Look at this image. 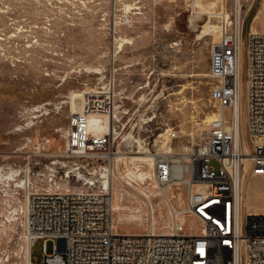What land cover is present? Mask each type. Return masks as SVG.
Listing matches in <instances>:
<instances>
[{
	"label": "built area",
	"instance_id": "2783aa9c",
	"mask_svg": "<svg viewBox=\"0 0 264 264\" xmlns=\"http://www.w3.org/2000/svg\"><path fill=\"white\" fill-rule=\"evenodd\" d=\"M223 1L225 8L215 12L220 37L212 44L209 59L208 101L218 111L216 116L196 141H187L185 149H176L185 134L175 127L157 134L164 133L167 151L153 148L151 135L140 133L153 118L142 120L133 131L153 153L146 178L160 188L183 192L185 203L174 210L172 234H133L114 228L116 163L142 149L136 138L128 144L125 140L128 129L133 130L130 109L124 104L129 86L120 89L116 79L118 31L111 20L106 24L107 57L113 63L98 72L104 78L91 90H83L82 109L69 116L63 147L52 153L50 137L44 135L37 142L30 135L20 148L11 150L15 152L6 153L7 158L0 152V227L12 224L30 242V251L33 242L42 239L45 264H264V212L243 214L241 205L244 174L264 175V31L248 32L244 97L246 109H251L247 128L252 146L247 154L236 108L240 38L254 2ZM227 106L231 113L224 112ZM91 114L108 116L105 131L91 128ZM26 126L27 121L15 130ZM181 216L196 219L199 228L187 231L188 221ZM48 242L54 244L52 252L47 251Z\"/></svg>",
	"mask_w": 264,
	"mask_h": 264
},
{
	"label": "rangeland",
	"instance_id": "374dc122",
	"mask_svg": "<svg viewBox=\"0 0 264 264\" xmlns=\"http://www.w3.org/2000/svg\"><path fill=\"white\" fill-rule=\"evenodd\" d=\"M39 1L47 3V0ZM6 2L11 7L0 10V152H5L4 158H7L6 153L14 152L11 150L21 146L25 136L30 135L37 142L44 135L50 137L55 141L51 146L52 152L57 151L58 146L62 148L64 145L61 133L71 114L70 104L61 101L69 100L72 91L92 89L100 78H104V73L98 72L105 71L113 63L107 57L109 35L106 26L111 20L109 5L112 1L86 0L82 6L68 3L69 8L64 12L59 8H54V11L47 9L45 5L38 7L34 0ZM139 2L140 13L126 12L128 20L124 21L123 4L115 0L118 14L116 36L133 37L132 43L124 44L120 52L114 44L115 65L119 71L116 79L120 89L129 86L124 104L130 109V126L153 118L140 129V133L142 136L151 135L154 143L153 139L166 128L180 129L185 136L176 142L178 149L193 136L196 139L207 124L201 120L209 112H215L208 101L210 50L215 38L211 35L200 38L198 33L202 27L191 28V0ZM262 10L263 1L255 0L245 20L246 32L242 43V129L250 151L252 140L247 128L244 97L248 31L253 14L258 15L252 23L254 27L264 28ZM204 23V20L198 21V25ZM37 106H43L42 110H49V113L42 115V111H35ZM25 121L28 126L16 131L15 127L24 125ZM159 145L155 143L153 148L157 149ZM252 177L245 174L243 214L264 212V177ZM115 186L119 190V184L115 182ZM122 192L121 200L133 199L126 190ZM151 200L155 211L154 230L162 232L170 223L169 206L162 195L152 196ZM114 217L117 229L126 233H143L149 226L148 210L142 223L119 219L118 213ZM165 218L169 219L167 227ZM198 228L196 220L188 221L187 231ZM7 240L4 237L0 244V264H26L24 237L10 243ZM46 247L48 252H52L53 242H48ZM6 251L11 253L8 261L4 260ZM31 258V264H45L42 239L33 242Z\"/></svg>",
	"mask_w": 264,
	"mask_h": 264
},
{
	"label": "bare ground",
	"instance_id": "6f19581e",
	"mask_svg": "<svg viewBox=\"0 0 264 264\" xmlns=\"http://www.w3.org/2000/svg\"><path fill=\"white\" fill-rule=\"evenodd\" d=\"M111 1H112V4L109 5V11H110V15H111V24H112L111 27L112 28L114 27L117 30L118 29L117 28V26H118L117 25L118 14L116 13V10H117L116 4H115V0H111ZM120 1L123 4L122 5L123 8H121V9H124V11H125V13L123 12L124 14H122L124 21L128 20V15L126 12H132L134 14L140 13V11L138 10L141 8L140 5H138L139 0H135V1H131V2H129L128 0H120ZM167 1H173V0H167ZM191 1H192V5H193V11L189 15V22H190L191 28L193 27L196 29L197 27H202L201 31L198 33V36L200 38H203L204 36L211 35L215 38V40H213L212 44L217 42L219 40V37H220V32H219L215 12L217 11L218 8H222V7L225 8V2L223 0H191ZM262 1L264 4V0H262ZM34 2H37L38 7L40 5H45V7L47 9L54 11V8H59L60 12H64V11H66L67 8H69V6H67L68 3L71 4V6H78V5L82 6L83 4H85L86 0H47L46 4L43 2H40L39 0H34ZM253 2H255V0H253ZM9 7H11V5L9 3H7L6 0H0V10H2V8H9ZM135 9H137L138 11H133ZM260 10L261 9H259L258 11H260ZM262 11H264V10H262ZM114 14L116 15L115 19H114ZM248 14H249V12L246 14V17ZM205 16H207V18L204 19ZM257 16H258L257 14L252 15V17L250 19L251 25H250L249 31H253V32L264 31V28L263 29H257L252 24L254 19ZM246 17L244 19L243 31H242L241 38H240V55H239L240 90H239V99H238L236 110H237L238 118L240 119V123H241L242 143L244 144V149H245L246 153L249 154V152H251V151L248 149V147L244 141V135H243V129H242V114H243L242 113L243 112L242 111L243 110V108H242V98H243L242 97V75H243L242 43H243V37L245 36V32H246V26H245L246 25V21H245ZM200 20H204L205 23L203 25H198V21H200ZM132 38H127L126 36L124 37L122 35L116 36L115 45H116V48L119 49V52L123 49L124 44L132 43ZM210 52H211V50H210ZM208 75H209V72H208ZM88 89H90V88H88ZM82 92L83 91H72V92H70V94L68 96L69 100L61 101L63 103L68 102L70 104L71 114L81 111V109H82ZM42 108H43V106L34 107L35 111H42V115L49 113V110L48 111L42 110ZM223 110H224V112H227V113L230 112L231 113V107H229V106L223 108ZM217 112L218 111L215 109V112L214 111L209 112L203 118V120H201L204 123L207 122L206 127L209 124V122L216 116ZM247 117H251V109H247ZM107 119H108L107 115L91 114V116H90L91 128L96 133H101V132L105 131V129H106L105 121ZM32 125H34V124H32ZM66 129H67V126H66L65 130L61 133L63 140H64L63 135H64ZM134 130H135V126H133V130L131 129L129 131V133L126 134V136H125L126 144H128L130 142V140L136 138L139 142V147L142 150L139 151L140 154H126L125 155L126 158L124 160L119 159L116 163L119 174L115 177L114 183L116 182L119 184V190L116 189L117 185L116 186L114 185V200H113L114 214L118 213L119 219L137 221V222L142 223L144 221L143 216L145 215L146 210H148L149 215H150V220H149V226L145 232H150V233H155V234H172L174 231V224L176 222L174 210L178 207H183L184 203H185V200H183V192H179L177 194L175 192L174 188H165V189L160 188L158 186V184L156 183V181L146 178L145 175H147L150 172V170L153 166V162H154L153 153H150L145 146H142V144H143L142 140L139 139L137 137V135H135V133H133ZM202 131L200 132V134L197 137H199L202 134ZM192 134H194V133H192ZM162 136H164V133H160L159 135H157L155 141H156V143H160V145L158 146V149H160V150L165 149L167 151L169 149V147L166 146V144L164 143ZM192 138H193L192 141L197 140V138L194 139V136ZM50 142H51V146H52L53 142L55 143L54 140H52V141L50 140ZM182 146L183 147L181 149H185L186 145H182ZM57 149L60 150L61 146H58ZM59 150L53 151L52 153H56ZM125 153H127V152H125ZM249 163H250V160L247 157L245 168H244L245 173L249 169ZM252 176L254 178L264 177V175H262V176L252 175ZM246 184H248V182ZM123 186L128 187L131 190L125 189V188H123ZM245 187L246 186H245V176H244L243 180H242V196H241L242 209H243V195H244L243 191H244ZM196 188H199V186H196ZM121 190L122 191L126 190L127 193L133 199L132 200H121L122 196H123V192ZM116 193H117V199H116ZM156 195H162L165 198V200L169 206L170 223L168 222L169 219L165 218L166 227H167L168 223H169V225L162 232L161 231L160 232L155 231L154 225H153V223H154L153 218H154L155 211H154V203L151 200V197L156 196ZM175 196H177V197L175 198ZM176 199H177V202H175ZM114 214H113L114 228L116 231H119L117 229L116 224H115L116 219L114 217ZM161 215H163V212H161ZM180 218L183 222L186 223L188 216H181ZM190 219L196 220L192 217H190ZM133 234H141V233H133ZM4 237H7V239H8L7 243H10L14 239H17V238L19 239L20 237H24V234L22 232H19L17 234L15 231V228L13 227L12 224H4L2 227H0V244H2V242L4 241ZM24 239H25V245H24L23 249H25V260H26V264H30V255H31L30 242L25 237H24ZM7 252L8 251H6L7 257L5 255V258H4L5 261H8L10 258V255H11V253L9 254V252L8 253ZM14 254L18 255L17 252H14Z\"/></svg>",
	"mask_w": 264,
	"mask_h": 264
}]
</instances>
